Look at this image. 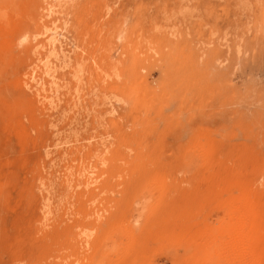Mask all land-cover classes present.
<instances>
[{
    "label": "rangeland",
    "instance_id": "374dc122",
    "mask_svg": "<svg viewBox=\"0 0 264 264\" xmlns=\"http://www.w3.org/2000/svg\"><path fill=\"white\" fill-rule=\"evenodd\" d=\"M0 264H264V0H0Z\"/></svg>",
    "mask_w": 264,
    "mask_h": 264
},
{
    "label": "bare ground",
    "instance_id": "6f19581e",
    "mask_svg": "<svg viewBox=\"0 0 264 264\" xmlns=\"http://www.w3.org/2000/svg\"><path fill=\"white\" fill-rule=\"evenodd\" d=\"M204 118V117H203ZM258 118V117H257ZM263 118V117H262ZM183 119V118H182ZM177 128V127H176ZM141 150V149H140ZM169 155V154H168ZM5 157V156H4ZM135 159V158H134ZM183 161V160H182ZM128 162V161H127ZM122 166V165H121ZM127 167V166H126ZM181 168V167H180ZM134 173V172H133ZM112 175V174H111ZM123 176V175H122ZM103 178V177H102ZM108 178V177H107ZM114 178H116V177H114ZM106 179V178H105ZM107 181V183H108V180H106ZM112 182H113V180H112ZM94 183V182H93ZM100 184V183H99ZM93 185V184H92ZM116 185V184H115ZM145 185V184H144ZM95 188V187H94ZM119 192V191H118ZM136 195H138V194H136ZM89 199V198H88ZM79 200V199H78ZM90 200V199H89ZM101 205V204H100ZM122 207V206H121ZM100 210V209H99ZM97 214H99V213H97ZM100 219V218H99ZM117 219V218H116ZM68 222V221H67ZM209 239V238H208ZM205 240V239H204ZM241 240V241H240ZM239 243H241L240 245L242 246V249H247L248 248V244H249V236H247V235H244V238H241V239H239ZM245 255V254H244Z\"/></svg>",
    "mask_w": 264,
    "mask_h": 264
}]
</instances>
